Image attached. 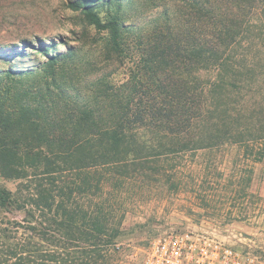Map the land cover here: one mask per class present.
<instances>
[{
    "label": "trees",
    "instance_id": "16d2710c",
    "mask_svg": "<svg viewBox=\"0 0 264 264\" xmlns=\"http://www.w3.org/2000/svg\"><path fill=\"white\" fill-rule=\"evenodd\" d=\"M162 4L147 34L127 23L118 84L78 74L73 49L54 52L37 35L0 46V208L22 213L0 221V264H119L128 180L187 186L175 183L173 161L199 151L222 159L256 148L263 158L264 0ZM121 6L68 3L117 55ZM251 173L230 176L247 192Z\"/></svg>",
    "mask_w": 264,
    "mask_h": 264
},
{
    "label": "rangeland",
    "instance_id": "374dc122",
    "mask_svg": "<svg viewBox=\"0 0 264 264\" xmlns=\"http://www.w3.org/2000/svg\"><path fill=\"white\" fill-rule=\"evenodd\" d=\"M70 1L75 0H0V46L12 43V39L37 35L54 47V52L73 49L76 68H72L83 77L104 78L114 84L125 81L127 23H135L147 34L154 28L153 19L160 14L163 0H122L120 12L125 30L122 29L121 39L126 51L120 55L106 49V32L96 30L78 11L71 10ZM99 15L105 21V11ZM254 150L231 148L222 159L207 151L176 158L172 169L176 173L175 183H188L176 189L171 183L158 182L157 176L128 180L123 189L119 264H140L143 250L152 239L184 230L214 235L243 255L264 262V156L254 160ZM242 156L251 161H244ZM248 169L252 170L251 180L247 192H243L244 183L230 175L246 177ZM3 183L11 191L16 189L17 181ZM21 216L20 211L8 213L0 208L3 225ZM44 231V226H38L34 233L36 248L44 244L40 237Z\"/></svg>",
    "mask_w": 264,
    "mask_h": 264
},
{
    "label": "built area",
    "instance_id": "2783aa9c",
    "mask_svg": "<svg viewBox=\"0 0 264 264\" xmlns=\"http://www.w3.org/2000/svg\"><path fill=\"white\" fill-rule=\"evenodd\" d=\"M140 264H264L243 255L216 236L191 230L173 231L152 239Z\"/></svg>",
    "mask_w": 264,
    "mask_h": 264
},
{
    "label": "water",
    "instance_id": "95a60500",
    "mask_svg": "<svg viewBox=\"0 0 264 264\" xmlns=\"http://www.w3.org/2000/svg\"><path fill=\"white\" fill-rule=\"evenodd\" d=\"M22 217V216H21Z\"/></svg>",
    "mask_w": 264,
    "mask_h": 264
}]
</instances>
